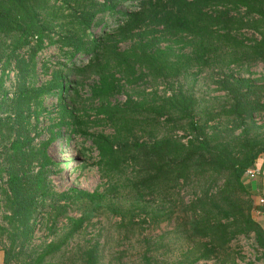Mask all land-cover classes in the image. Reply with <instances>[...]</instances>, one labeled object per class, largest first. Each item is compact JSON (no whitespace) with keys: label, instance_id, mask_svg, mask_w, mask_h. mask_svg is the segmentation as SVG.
<instances>
[{"label":"trees","instance_id":"1","mask_svg":"<svg viewBox=\"0 0 264 264\" xmlns=\"http://www.w3.org/2000/svg\"><path fill=\"white\" fill-rule=\"evenodd\" d=\"M126 1L137 2L136 8L117 9ZM122 42L132 46L121 51ZM48 46H56L63 60L55 61L53 82L38 87V54ZM85 57L88 64L80 65ZM13 62L17 75L11 93L6 84ZM258 62L264 63V0H0V245L5 264H56L62 248L104 209L129 227L139 225L135 220L142 213L158 226L180 208L172 232L185 249L178 264L221 258L226 264L234 255L232 244L253 232L264 249L246 185L247 171L264 154V76L244 78L232 69ZM194 69L196 75L218 70L212 83L224 96L200 100L180 87L170 95L144 93L139 99L128 96L123 104L110 102L120 92L118 75L131 85L146 79L176 82ZM66 71L77 76L91 71L98 78L91 98L99 103L97 117L113 131L93 137L107 181L103 192L58 194L51 185L54 164L48 146L64 127L73 131L83 124L68 102ZM49 96L57 98L59 121L37 147L32 120L45 111ZM121 197L140 214H121ZM155 201L165 208L156 209ZM73 207L79 217L69 216ZM61 219L67 225L59 240L31 246L42 221L51 223L56 234ZM98 246L76 262L100 264Z\"/></svg>","mask_w":264,"mask_h":264},{"label":"rangeland","instance_id":"2","mask_svg":"<svg viewBox=\"0 0 264 264\" xmlns=\"http://www.w3.org/2000/svg\"><path fill=\"white\" fill-rule=\"evenodd\" d=\"M137 2L126 1L119 4L117 9L122 11H130L136 8ZM115 19V17H112ZM111 19V20H112ZM111 21L110 23L112 24ZM100 31L99 29L97 32ZM248 38L258 37L252 32H244ZM132 46V42H122L119 44L120 50H128ZM179 48L180 46H176ZM25 53L26 50L20 51ZM63 60L59 56V50L56 46H48L38 54L37 75L35 84L46 86L47 83L53 82L55 61ZM47 63L44 67V63ZM80 65H86L89 58H82L78 61ZM82 63V64H81ZM15 62L7 70L9 79L7 84L11 93H13L16 82L17 70ZM234 73L238 76L250 77L252 79L261 78L264 76V63L258 62L249 65L243 69L232 67ZM246 70H248L246 72ZM197 73L194 69L191 74L181 77L176 82L158 81L154 82L151 79H146L135 85L127 83L121 76L120 92L110 99L113 105L123 104L128 96L135 99L143 97L145 94L157 93L158 95H170L172 88L183 87L187 92H193L200 100H209L214 97H222L224 93L215 91V86L212 83V77L219 74V71L206 70ZM67 83L71 89L70 103L75 114L82 117L83 124L70 131L64 127L59 138L52 142L48 148V155L54 164L50 175L51 185L53 190L61 194L71 189L84 190L88 192H103L106 189L107 181L102 179L98 162L99 152L94 145V138L99 133L111 134L112 128L105 123L103 119L97 117L96 109L99 105L97 101L91 98L92 89L98 84V78L91 71L84 75L77 76L66 71ZM72 97V99H71ZM45 111L40 114L36 122L32 120L33 127L31 137H35L34 144L37 147L49 139L50 129L54 128L59 121L58 102L55 96H49L44 100ZM56 130V127H55ZM165 131H170L165 128ZM38 134V135H37ZM179 136L183 132H178ZM127 197H121L119 205L120 213L130 215L138 213L133 206L127 202ZM154 201L149 198L147 201ZM169 208L171 201L168 199L165 203ZM152 205L156 209L165 208V205L155 201ZM102 214H98L88 226H85L76 237L68 242L62 248L56 258V264H78L76 261L84 255L89 247H94L98 244L101 255L100 264H178L182 260V254L185 253L183 241L178 239V236L173 234L177 226V217L181 215V209L176 208V213L171 221H166L156 226L151 219L145 217L142 213L140 218H136L138 226H125L122 224L121 216L113 215L109 209H104ZM163 212V211H162ZM140 214V213H138ZM80 211L78 207H73L70 210L69 216L79 217ZM127 217V216H126ZM148 220H146V219ZM128 219V218H127ZM2 220V211H0V221ZM146 220L147 222L139 223ZM67 225L66 219H61L58 223V233H52L51 223L42 221L35 232V237L31 243L32 247H39L45 243H50L52 240H59ZM234 244V243H233ZM6 245L9 243L6 241ZM244 243L239 242L232 245L234 255L232 258L239 257L238 251L243 252ZM38 249V248H37ZM236 255V257H235ZM232 258L226 264H232ZM224 261L221 259H212L201 261L198 264H220Z\"/></svg>","mask_w":264,"mask_h":264},{"label":"crops","instance_id":"3","mask_svg":"<svg viewBox=\"0 0 264 264\" xmlns=\"http://www.w3.org/2000/svg\"><path fill=\"white\" fill-rule=\"evenodd\" d=\"M257 168L264 172V154L259 158ZM246 185L253 196V210L251 215L256 225L263 231L261 240L264 243V206L259 203L260 199L264 197V177L260 176L255 181L247 180ZM238 242L239 244L244 243L245 247H243V252L238 251L239 257L235 255L236 258H232V264H264V249L259 246L257 236L254 232L248 236H240L234 244L236 245ZM5 258V252L0 245V264H5ZM219 263L224 264L221 261Z\"/></svg>","mask_w":264,"mask_h":264},{"label":"built area","instance_id":"4","mask_svg":"<svg viewBox=\"0 0 264 264\" xmlns=\"http://www.w3.org/2000/svg\"><path fill=\"white\" fill-rule=\"evenodd\" d=\"M260 176H263L264 177V172L257 168V167H253L251 169H249L247 171V174H246V179L247 180H252V181H255L257 180ZM260 205L264 206V197H262L259 201Z\"/></svg>","mask_w":264,"mask_h":264}]
</instances>
